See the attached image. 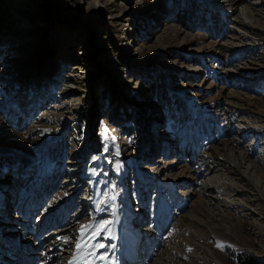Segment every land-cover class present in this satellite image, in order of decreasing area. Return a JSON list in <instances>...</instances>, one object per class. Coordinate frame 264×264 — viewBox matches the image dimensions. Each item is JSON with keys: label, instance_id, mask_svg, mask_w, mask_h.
Here are the masks:
<instances>
[{"label": "rangeland", "instance_id": "374dc122", "mask_svg": "<svg viewBox=\"0 0 264 264\" xmlns=\"http://www.w3.org/2000/svg\"><path fill=\"white\" fill-rule=\"evenodd\" d=\"M114 201L134 264H264V0H0V264L104 222L87 262L116 264Z\"/></svg>", "mask_w": 264, "mask_h": 264}, {"label": "bare ground", "instance_id": "6f19581e", "mask_svg": "<svg viewBox=\"0 0 264 264\" xmlns=\"http://www.w3.org/2000/svg\"><path fill=\"white\" fill-rule=\"evenodd\" d=\"M133 146V145H132ZM132 146H130V150L132 151V152H130V150H129V152H130V155L131 156H128L127 158H131L132 156H137V153L140 151H138L137 149H139V148H137L136 146H134V148H135V152L133 151L134 150V148L132 147ZM148 147H149V145H148ZM146 150V149H145ZM149 150V149H148ZM136 151H138V152H136ZM128 152V153H129ZM145 152V151H144ZM144 152L143 153H139L140 155H144ZM150 152V151H149ZM150 153H152V152H150ZM218 164V166L216 165V168H218V167H220L221 166V164H219V163H217ZM164 173V172H163ZM179 186H180V189H184L185 187H186V183H182V184H179ZM207 187V186H206ZM211 187V186H210ZM208 189L211 191L212 189L211 188H209L208 187ZM253 189H256V191H257V187L255 188H253ZM252 191H254V190H252ZM200 204V203H199ZM116 213L118 214V218H117V220L116 219H114L113 220V225H114V227H117V228H119V230L116 232V237L118 236V238L120 237V232H121V230H122V226H121V224H122V210H121V208L120 209H117L116 210ZM143 229H145V227L143 228ZM120 231V232H119ZM137 232V236L136 237H138L140 234H142L144 231H140V232H138V231H136ZM147 232V231H146ZM147 234H149V233H147ZM144 235V234H143ZM213 235V234H212ZM215 236V235H214ZM216 236H218V235H216ZM80 240V233H78V237L75 239V243H73L72 244V247H71V249H72V251L70 252V254H69V256L65 259V261L63 262V264H71V262L73 261V260H76V261H78V264H89L87 261L89 260V256L87 255V253L85 254V252H86V249H84L83 251H80V250H78L76 247H75V244H76V242L77 241H79ZM132 240H133V238H132ZM131 240V241H132ZM131 241H129L128 243H127V245L128 244H131V245H133V243L131 242ZM156 244V243H155ZM157 245V244H156ZM126 249V248H125ZM136 251H137V255L135 256L134 255V253L132 252V250L130 249V253L129 254H127L128 256H129V258H133V256L137 259V260H139V259H141V256H142V254H141V248H136ZM82 255V260L80 259V256ZM170 258H172L171 256H170ZM213 258V257H212ZM165 261V260H164ZM164 261H163V263H164ZM168 261V260H167ZM216 261V260H215ZM162 263V264H163Z\"/></svg>", "mask_w": 264, "mask_h": 264}, {"label": "snow or ice", "instance_id": "6c2138e0", "mask_svg": "<svg viewBox=\"0 0 264 264\" xmlns=\"http://www.w3.org/2000/svg\"><path fill=\"white\" fill-rule=\"evenodd\" d=\"M110 222H104L102 224H100L96 229H92L90 225H82L81 229H80V240L76 242L75 247L80 250L83 251L84 249L88 248V247H92L94 245L91 244V241L94 237L98 236L100 232L104 231L107 229L108 224ZM96 247H100L103 248L105 247L104 244H99V245H95ZM218 247H223V245H218ZM99 259H106V257H99ZM71 264H78V261L73 260L71 262Z\"/></svg>", "mask_w": 264, "mask_h": 264}, {"label": "trees", "instance_id": "16d2710c", "mask_svg": "<svg viewBox=\"0 0 264 264\" xmlns=\"http://www.w3.org/2000/svg\"><path fill=\"white\" fill-rule=\"evenodd\" d=\"M178 15H179V19H180L181 23L184 24V25H187L188 24V19H187V17H185V14H183V12H180ZM166 100L168 102H172L173 104H175L176 109L181 112L182 116L185 115V113L187 112V106H186V103L183 100H181L176 95L168 96V97L166 96ZM127 129L130 130L131 132L134 131V128H133L132 124H129L127 126ZM119 150H120V148H119ZM240 257H241V259H243L245 264H258L257 260H255L251 256H242L241 255Z\"/></svg>", "mask_w": 264, "mask_h": 264}]
</instances>
